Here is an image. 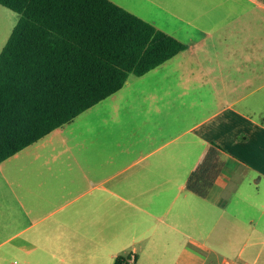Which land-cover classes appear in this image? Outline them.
<instances>
[{"label":"crops","instance_id":"crops-1","mask_svg":"<svg viewBox=\"0 0 264 264\" xmlns=\"http://www.w3.org/2000/svg\"><path fill=\"white\" fill-rule=\"evenodd\" d=\"M112 1L186 49L108 97L121 108L88 121L85 143L71 136L70 157L100 148V171L38 177L43 190L27 195L30 205L51 204L49 215L71 207L68 218L2 224L0 264L14 255L30 264H113L126 252L137 264H206L211 254L264 264V192L242 190L252 172L258 187L264 182V0ZM211 147L221 169L200 197L187 183ZM0 194L9 201L10 187ZM26 194L22 177L23 201Z\"/></svg>","mask_w":264,"mask_h":264},{"label":"trees","instance_id":"trees-1","mask_svg":"<svg viewBox=\"0 0 264 264\" xmlns=\"http://www.w3.org/2000/svg\"><path fill=\"white\" fill-rule=\"evenodd\" d=\"M19 15L0 53V163L186 49L112 0H0ZM208 148L187 187L206 197L221 169ZM113 264H137L130 252Z\"/></svg>","mask_w":264,"mask_h":264},{"label":"rangeland","instance_id":"rangeland-1","mask_svg":"<svg viewBox=\"0 0 264 264\" xmlns=\"http://www.w3.org/2000/svg\"><path fill=\"white\" fill-rule=\"evenodd\" d=\"M11 15H16L14 20L17 22L18 14L0 5V52L14 28ZM133 77L135 75H131L129 78L133 79ZM121 103H123V100H118V97L108 98L102 101L95 107L79 115L72 122L64 125L61 130L52 132L48 137H44L19 152L14 158L12 157L7 162L5 161L3 164H0L2 165L0 167L6 172L7 176L6 179L0 180V186L8 185L11 190V198L9 201H6L0 194V213L6 207L8 208L6 214H0V226L6 222H35L39 218L49 215L54 211L55 207L51 204L47 205L46 202L36 207L30 205L27 195L29 196L33 193L36 196L38 192L43 190V188L37 187L38 177H51V179L52 177H85L87 172L92 171L93 175H95L96 172L100 171L102 163V160H100V148L92 150L93 155L90 157L84 155V152L80 153L78 149H74L73 156L71 155L70 157V149L66 145L70 143L71 136L72 143L73 141L78 142L79 140L85 143L89 136L87 132L80 131V129L86 127L88 121L93 125L108 110L112 109L113 112H117V109L121 108ZM258 108L264 111V102ZM252 151H254V154L263 152L261 149H259V152L257 150ZM22 177H24L27 191L30 192V194H26L25 201L22 199ZM254 177L259 178L260 175L256 172L250 173L247 177L248 180L242 186V190L253 194H256L258 190L264 192V182L258 187L259 185L255 183ZM54 186L51 183L46 187V191L52 192ZM69 198L67 196L66 200H69ZM42 209H45V211L39 213ZM70 209L71 207H67L57 213L49 215L45 223L64 220V217L68 218ZM27 211L29 213L28 215ZM3 239L5 237L0 238V240ZM209 257L210 259L206 264H224L221 259L222 257L220 258L213 254ZM15 262L30 264L26 262L25 256L18 255H14L8 259L7 264H14ZM139 264L153 263L143 262Z\"/></svg>","mask_w":264,"mask_h":264}]
</instances>
